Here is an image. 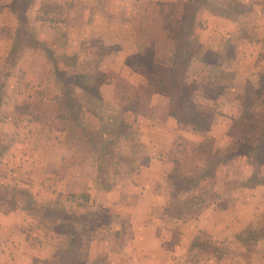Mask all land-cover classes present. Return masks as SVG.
<instances>
[{
    "label": "crops",
    "instance_id": "0c3cea01",
    "mask_svg": "<svg viewBox=\"0 0 264 264\" xmlns=\"http://www.w3.org/2000/svg\"><path fill=\"white\" fill-rule=\"evenodd\" d=\"M188 1L23 0L18 7L12 0L2 1L0 189L14 183L40 206L91 197V215L99 211L120 222L111 219L106 230L93 228L70 252L63 237L37 230L31 216L11 206L0 190V264H223L225 247L264 264V183L248 186L251 178L264 177V171L249 163V152H239L243 147L257 149V132L264 134V19L253 25L244 18L248 13L256 16L261 2L239 0L250 6L244 16L216 4L196 13L193 32L201 48L188 79L205 92L199 96L204 106L225 108L212 115L209 131L201 132L171 116L170 99L155 91L135 61L152 46L154 63L171 66L176 48L172 30ZM24 29L30 39L19 44ZM14 47L13 68H8ZM64 58L76 61L72 73L101 79L96 101L106 117L83 107L78 122L68 119L59 104L61 80H67ZM194 69L197 74L191 78ZM89 117L106 130H116L117 179L105 191L96 188L99 151L85 140L89 125L82 119ZM229 151L232 158L225 161L223 154ZM241 159L249 172L225 198L221 182L229 180L218 176L219 166ZM211 168L216 172L209 192L213 200L205 201L199 215L188 217L189 209L176 205L171 209V187L179 186L174 175L206 180ZM184 192L183 197L188 194ZM110 223L118 230L127 228V233L114 235ZM146 226L151 234L144 232ZM210 248L214 251L208 253Z\"/></svg>",
    "mask_w": 264,
    "mask_h": 264
},
{
    "label": "trees",
    "instance_id": "16d2710c",
    "mask_svg": "<svg viewBox=\"0 0 264 264\" xmlns=\"http://www.w3.org/2000/svg\"><path fill=\"white\" fill-rule=\"evenodd\" d=\"M196 11L195 4L192 0H189L185 4V14L183 18L176 20L174 23L171 38L175 41L176 48L171 66L167 67L155 64L153 61V48L150 46L137 57V70L149 80L155 87L157 93L170 99L171 116L185 126H190L194 130L206 132L211 128L212 121L206 119L205 112L194 104V98L203 96L205 92H202L200 87L195 83L188 84L185 81V73L193 57V51L190 52L192 48L187 45V41L191 39L195 40V38H193V25L195 23ZM15 52L16 47L13 48L11 57L15 55ZM48 57L56 65V74L59 79H61L62 76L59 73V68L57 67L58 63L53 52L49 51ZM75 63L76 61L72 58H64V67L66 70L69 69L67 71L69 76L67 80H61L63 95L59 104L67 113L69 120L78 122L84 105L73 95L75 84L79 81L81 89L85 92H91L94 99L98 100V89L102 81L94 74H75V71L72 73L71 68ZM117 141L116 137H110L109 140L103 143L102 153L99 156V162L101 163H99V174L104 170L102 161L108 157V154L113 153L114 155V144ZM241 151L242 149L239 150V152ZM250 151H252V149ZM193 181L196 180L194 179ZM261 183H264V177H253L249 180L248 186L254 187ZM23 195L25 196L26 194L23 193ZM22 197L18 202L21 203L20 209L23 208L26 216L34 217L36 220L35 227L38 230L47 229V231L58 234L60 237H65L68 243L67 249L70 252L74 248L80 246L82 236L86 230H88L89 233L93 230L90 223L88 226V222L100 220L103 215V213L98 211L96 212L97 214L91 216V218H93L92 220L83 218L80 222L75 221L76 223L73 226L72 224H66V215L68 211L65 209V206L60 207L61 204L55 206L48 204L47 206H40L37 205L36 200L32 196ZM76 225H79V227H76ZM195 244H198V242H195ZM196 247H203V245L198 244Z\"/></svg>",
    "mask_w": 264,
    "mask_h": 264
},
{
    "label": "rangeland",
    "instance_id": "374dc122",
    "mask_svg": "<svg viewBox=\"0 0 264 264\" xmlns=\"http://www.w3.org/2000/svg\"><path fill=\"white\" fill-rule=\"evenodd\" d=\"M2 1L3 0H0V8H3L6 5L5 3H2ZM5 1L8 2L10 0H5ZM192 1H193V3L196 6V9H197L196 13L200 10L201 7H208V6H211V4L219 5L220 6L219 8L224 10V11L230 10L231 8L235 9L236 11L238 10L239 12H241L243 14V16L246 13V11L250 10V6L248 4H244V3L241 4L242 1H239V0H192ZM259 1L261 2V4L256 9V13H255L256 16L250 15V13H248L246 16H244V18L245 19L247 18V20H249L250 24H253V25L257 24L259 22H263L262 19H264V0H259ZM22 2H23V0H12V4L13 5L15 4L14 5L15 7L20 6V4ZM24 5L26 6L25 3H24ZM47 12H49L50 15L53 14L50 11H47ZM47 14H45V15H47ZM23 16L25 17L26 15L23 14ZM38 18H41V20L43 22L44 16H41V14H39ZM21 33L23 34V37H21L18 34V36H19V38H18L19 44H22V43L25 44L26 42H29L30 38L27 35V30L26 29L21 30ZM195 35H196V29L193 32V38H195V40L191 39V40L187 41V45H189L192 48L190 50V52L193 51L192 52V56L193 57L191 59V62L196 57V55L200 54L199 50L201 48L200 43L198 41V37H196ZM56 57H57V55H56ZM209 57H214V55L213 54L212 55L209 54L208 58ZM8 59L10 61V64H8V68H11V67L13 68V64H14L13 63L14 62L13 56L12 57L9 56ZM135 61L138 62L137 59H135ZM190 65H189V67H190ZM60 69H61V67H60ZM68 70L69 69L66 70L64 67H62V72H63L64 76L66 77V79H68V76H69L68 73H67ZM188 71H189V68L187 69V71L185 73V81L188 84H193L196 81L192 80V79H190V80H192V81H190L188 79L190 77V76H188ZM191 73H192L191 74V78H193L197 74V70L194 69L193 72H191ZM216 78H217V76H214V80H216ZM79 84H80V82L77 81V83L75 84V87L73 89V95L75 97H78V99L81 102V104H83L84 108L87 111H89L90 113L93 114V113H95L96 110H100L97 107V102L94 99V97L92 96L91 92L87 91L86 92L87 94L83 95L81 93V91L78 90V88L81 89ZM203 95H204V93H203ZM0 96L2 97L1 90H0ZM194 104H196V106H198V108L200 110L204 111L205 114H206V117H207L206 119H210L211 121H212V115L214 116L217 113H219V114L221 113L222 114V112H224V110H225V108L221 109L220 106L215 108V107H209V106L206 105L207 106L206 107V106L203 105V104H206V102L199 101V97L198 98H194ZM100 111L103 114H105V117H106L107 113L104 112L103 110H100ZM84 118H85V116H84ZM84 118L82 119L83 123L89 125L88 128H87L89 131H87V134H85L86 135L85 136L86 137L85 140H88V144L90 142L94 143V146H95L96 150L98 149L97 151H99V155H98V158H99L100 154L102 153L103 143H105L107 140H109L110 137H115L116 130L115 131H112L111 129H107L106 130L103 127H101V125L99 123H96L95 121L93 122L90 119V117H89V121L85 120ZM257 133L259 135H261V136H257L256 135V138L258 140V144H257L258 148L253 150V151H250L248 148L243 147L241 152H245V153L249 152L250 155L249 154H248L249 156L246 155L248 157L249 161H250L249 163L252 162V165L255 167L256 170L259 171V168H263V171H264V134L261 133V132H257ZM73 134L77 135L76 133H73ZM73 134H71V136L69 138V141L73 138ZM90 138H91V140H90ZM123 138L125 139V137H123ZM5 141H7V140H5ZM68 144H70V143H68ZM116 144H118V141L115 142L114 145H116ZM83 145L81 144V145H78V146L83 148ZM83 149L85 150L84 152H86L87 149H86L85 146H84ZM117 149H118V145H117ZM120 151H121V153H123V150H120ZM126 152H127V150H126ZM124 154H126V153H124ZM115 157L116 156L113 155V153H110V154H108V157L102 161V166H103L104 170L98 176L99 179H98V182H97V187H96L97 189H101V190L105 191L108 188H111L113 186L114 182H115V179H117L116 177H113V176H115V173H116V170L114 169V167H115L114 162L116 161V160L114 161ZM223 157H224L225 161L230 160L232 158L230 151L229 152H225L223 154ZM131 160L132 161L133 160L136 161L135 158H132ZM132 164H134V162H132ZM246 165L247 164H244V161H242V159H241V161H237L235 163L231 162L229 164H220L219 169H218L219 170L218 176L226 175L227 180H229L226 183L224 181L221 182V183H223V186L225 187L223 189L224 194H225V198H230L229 197L230 191H233V190L237 189V188H233L232 189V187H235V186L237 187L236 184L241 181L239 178H241V176L243 174H246V172H249V169L246 168ZM215 173H216L215 169L213 170L211 168V170L210 169L208 170V174H210L209 178H207L206 180H205V178L204 179L199 178V179H202V180H196V181H192V177H191V179L187 178L186 180H181L183 178H180L178 176V174H175L172 179L174 181V179L177 177L176 181L179 182V186H178V188H175V189L173 187H171V191L173 193V201H172V203L170 205L171 209H173L174 205H176L177 207H180V209L186 208V209H189L188 212H186L188 217H192V216L193 217H197L196 215H199L198 213L201 210V207L203 206L205 201L206 200H209V201L213 200V198H210L211 195H210L209 192H213V189H211L210 185L214 181L213 175ZM4 186H6L8 189L5 188L6 190H4V191H2V189H0L2 191L1 194H3L2 198L4 197V199H6V200L10 199L11 200V204H10L11 206L13 205L15 207H19L20 208L21 207V205H20L21 203H18L19 199L22 196L23 197L32 196L29 192L25 191L24 189H20V188L15 187L14 183H13V185L10 184L8 186L7 185H4ZM184 191H188V194L186 193L187 195L185 197H183L184 193H185ZM22 192L24 194H26V195L24 196ZM6 195L9 196V199L7 198ZM90 198L89 199H86V197L84 199L80 198L78 202L73 201V203H70L69 202L70 200H67V202H66L67 204L66 203H61L60 207L65 206V209L68 211V213L66 215V217H67V223L66 224H72L74 226V224L76 223L75 221L80 222L83 218H87V220H89V219L92 220L93 219V218H91V216H92L91 213H89L90 212L89 208L91 207V204L88 207V205H89L88 201L90 200ZM224 202H226V201L224 200ZM104 216H105V214H103V216L101 217L100 220L89 221L88 222V226H89V223H90L91 227L97 229V231H101L102 229L106 230V228H108L107 226H109V222H110L111 219L114 220L115 223L120 222V221H117L114 218L115 216H113V215H111V216L108 215V216H105V217ZM27 220H28V222L30 221V219H27ZM31 220H32L31 221L32 225H36L35 224L36 220L34 219V217H31ZM110 224L112 226V230H113V234L114 235H116V234L119 235L121 232L124 235L127 233V231H126L127 228L125 229V227H124V230L123 229L118 230V227L116 225L113 226L112 223H110ZM76 227H79V225H76ZM146 227H147V230L144 231V232L146 234H151V230H152L151 227H148V226H146ZM34 229H36V228H34ZM34 229H31V231H33V233L36 232ZM148 229H149V231H148ZM79 232H81V231H79ZM91 232H95V231L93 230ZM87 233H89L88 230H86L83 235H85ZM52 236L53 235H51V239H53ZM63 238L65 239V237H63ZM65 243H66V240H65ZM250 244H248V247H251ZM225 248H224L225 251H223V252L226 253L227 257H223L222 258L223 264H252V263L254 264L253 260H251V262L249 261L248 254L244 253V251L236 252V249H235L234 252L232 253V252L227 251ZM211 251L213 252L214 250H212V248H210L207 252L211 253ZM239 254L240 255L244 254V258L245 259L240 260L239 259V257H240Z\"/></svg>",
    "mask_w": 264,
    "mask_h": 264
}]
</instances>
